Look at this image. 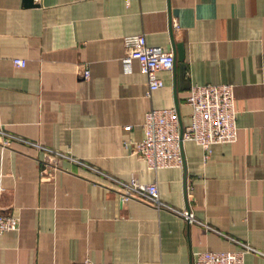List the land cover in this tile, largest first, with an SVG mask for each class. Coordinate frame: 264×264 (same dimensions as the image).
Here are the masks:
<instances>
[{"label": "crops", "instance_id": "obj_1", "mask_svg": "<svg viewBox=\"0 0 264 264\" xmlns=\"http://www.w3.org/2000/svg\"><path fill=\"white\" fill-rule=\"evenodd\" d=\"M33 4L0 0V213L18 219L0 264H182L246 248L244 264H264V0ZM132 34L175 53L150 93L124 61ZM206 83L233 86L235 142L206 160L185 142L184 166L157 171L130 154L145 112L177 106L187 125L188 90ZM131 180L155 183L162 205L122 203Z\"/></svg>", "mask_w": 264, "mask_h": 264}, {"label": "built area", "instance_id": "obj_2", "mask_svg": "<svg viewBox=\"0 0 264 264\" xmlns=\"http://www.w3.org/2000/svg\"><path fill=\"white\" fill-rule=\"evenodd\" d=\"M39 2V0H34ZM130 0H126L129 4ZM126 63L137 61L139 70L147 78L148 92L164 86L160 72H171L174 68V50L149 46L144 34L124 37ZM15 66L23 67L26 61L14 58ZM84 79L89 78V70L82 72ZM190 106V121L182 125L177 106L165 109H150L144 114L141 128L143 136L137 142H125L131 155L145 162L151 170L182 168L184 166L183 145L194 142L204 151L206 160L215 144H230L237 139L235 123L233 86L231 84H192L185 97ZM130 130L131 126H124ZM3 145H8L4 141ZM53 166V165H52ZM120 201L145 198L157 207L162 205L155 183H140L136 180L122 184L119 191ZM18 219L0 213V234L16 230ZM249 249V248H246ZM246 249L239 251H204L195 253L192 260L182 264H244ZM72 264H98L85 259Z\"/></svg>", "mask_w": 264, "mask_h": 264}, {"label": "water", "instance_id": "obj_3", "mask_svg": "<svg viewBox=\"0 0 264 264\" xmlns=\"http://www.w3.org/2000/svg\"><path fill=\"white\" fill-rule=\"evenodd\" d=\"M24 3L25 5H28V6L34 5L33 0H24ZM182 59H183L182 47L181 45H178V60L182 61Z\"/></svg>", "mask_w": 264, "mask_h": 264}]
</instances>
